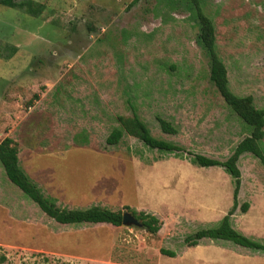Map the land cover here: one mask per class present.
<instances>
[{
    "label": "rangeland",
    "instance_id": "rangeland-1",
    "mask_svg": "<svg viewBox=\"0 0 264 264\" xmlns=\"http://www.w3.org/2000/svg\"><path fill=\"white\" fill-rule=\"evenodd\" d=\"M30 1L43 5L40 16L0 5V142H14L20 168L56 206L128 207L161 226L150 235L56 224L0 168L2 264H264L263 255L230 243L183 244L227 214L233 191L222 169L196 167L187 153L225 161L250 131L208 79L197 8L214 26L230 91L262 109L264 0ZM132 115L185 153L150 150L128 136L106 146L116 118ZM157 118L177 134H163ZM237 167L233 228L264 241V168L249 154Z\"/></svg>",
    "mask_w": 264,
    "mask_h": 264
},
{
    "label": "trees",
    "instance_id": "trees-1",
    "mask_svg": "<svg viewBox=\"0 0 264 264\" xmlns=\"http://www.w3.org/2000/svg\"><path fill=\"white\" fill-rule=\"evenodd\" d=\"M0 5L24 10L33 17L40 16L44 10L43 5L30 0H0ZM197 20L199 23L198 41L208 60V79L230 112L243 125L250 127V131L249 135L235 146L231 155L225 161H217L201 155L187 153L189 161L196 167L222 169L231 178L233 191L232 207L227 214L217 223L209 224L185 236L183 244L186 248H192L204 241L230 243L236 247L264 256V241L252 240L235 230L232 225V216L238 207L237 196L240 189V171L237 167L239 158L244 154H249L257 159L264 168V108L256 109L250 96L239 97L230 91L225 65L216 52L214 26L211 20L205 17L198 8ZM34 98L36 99L37 96H34ZM156 121L163 134H177L176 128L170 122L160 118H157ZM116 123L117 126L112 129L105 139V144L108 147L117 146L123 136H128L150 150L174 154L185 153L184 148L180 145L154 138L146 125L136 115L131 117L118 116ZM17 154L18 150L14 142L9 138H4L0 142V168L9 183L17 188L47 218L56 224L73 227L85 225L121 226V211L113 212L98 206L72 210L56 206V201L44 196L37 185L20 168ZM248 207L247 203H243L240 206V212L242 214L246 213ZM124 210L140 221L142 230H145L148 234L155 235L159 232L161 223L157 217L144 212L137 213L128 207H124ZM161 254L174 257L173 253L166 251H161ZM4 261V257L0 256V264Z\"/></svg>",
    "mask_w": 264,
    "mask_h": 264
},
{
    "label": "water",
    "instance_id": "water-1",
    "mask_svg": "<svg viewBox=\"0 0 264 264\" xmlns=\"http://www.w3.org/2000/svg\"><path fill=\"white\" fill-rule=\"evenodd\" d=\"M121 226L127 228H137L142 229V224L140 221L135 219L131 213L123 212L121 215Z\"/></svg>",
    "mask_w": 264,
    "mask_h": 264
}]
</instances>
